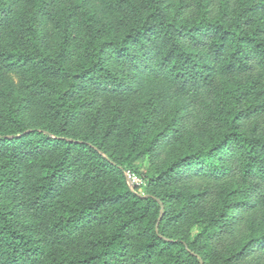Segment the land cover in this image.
<instances>
[{
	"label": "trees",
	"instance_id": "1",
	"mask_svg": "<svg viewBox=\"0 0 264 264\" xmlns=\"http://www.w3.org/2000/svg\"><path fill=\"white\" fill-rule=\"evenodd\" d=\"M57 1L0 0V264H264V0Z\"/></svg>",
	"mask_w": 264,
	"mask_h": 264
},
{
	"label": "rangeland",
	"instance_id": "2",
	"mask_svg": "<svg viewBox=\"0 0 264 264\" xmlns=\"http://www.w3.org/2000/svg\"><path fill=\"white\" fill-rule=\"evenodd\" d=\"M80 2V0H58L56 2V4L58 6H61L63 9L64 8H73L75 5H78V3ZM88 7L96 12L95 14V24H105L107 26H112L107 24L111 18L109 16L105 17V14H103V12L99 9L97 3L94 0H91L89 2H87ZM84 14V9L81 8L80 4L78 5V7H76V9L73 11V15H74V23H75V29L78 31H81V18L82 15ZM15 82H17L15 80ZM4 84L2 82V80L0 81V88L3 87ZM3 92V94L1 93ZM150 92V93H149ZM9 92L8 90L4 91L2 89H0V103L1 101H5V97L6 95H8ZM158 95H160V91L157 90L155 88V90H149L148 93L146 92H142V93H138L137 96H135L133 102L131 101L130 103L132 105H130L128 107V110L126 112H132V113H137V111L139 110V106L143 105V99H145V102L147 101V99H149L150 97H158ZM110 104H112V102H110ZM31 114L29 113L28 116H30ZM162 117L159 121V119L156 121V125L155 127H159L160 125L163 124L164 122V116L168 115V113H164L162 111ZM136 116V115H134ZM123 119L126 122V128L122 127L120 128L113 137H115L116 139L113 140V144L118 146L119 150H127L129 148V136H127V132L129 133V120L126 119V117H123ZM6 162V161H5ZM0 159V166L5 163ZM164 161L163 159H161L160 157H158L157 159H155L154 157H151L150 155L144 157L143 159L138 160L137 162H135V166L137 167H128L129 169H127L126 171V175L129 178V182L130 184H132L134 187H138V192L141 194H145L148 191H157L160 193H164L166 191L170 190V186H157V187H152L150 184V180L156 175V171L157 169L161 166V164H163ZM191 187H193V184L188 182V183H182L180 184V191L182 193V195H185L186 193H188L191 190ZM196 227H194L195 229Z\"/></svg>",
	"mask_w": 264,
	"mask_h": 264
},
{
	"label": "built area",
	"instance_id": "3",
	"mask_svg": "<svg viewBox=\"0 0 264 264\" xmlns=\"http://www.w3.org/2000/svg\"><path fill=\"white\" fill-rule=\"evenodd\" d=\"M129 179V178H128ZM131 182V181H130ZM132 187H134L132 184H130Z\"/></svg>",
	"mask_w": 264,
	"mask_h": 264
}]
</instances>
